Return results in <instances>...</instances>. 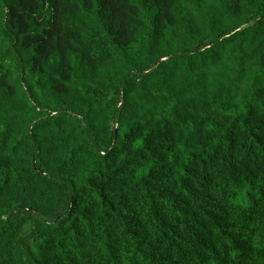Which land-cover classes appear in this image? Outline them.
I'll return each mask as SVG.
<instances>
[{"label": "trees", "instance_id": "trees-1", "mask_svg": "<svg viewBox=\"0 0 264 264\" xmlns=\"http://www.w3.org/2000/svg\"><path fill=\"white\" fill-rule=\"evenodd\" d=\"M0 264H264V0H0Z\"/></svg>", "mask_w": 264, "mask_h": 264}]
</instances>
